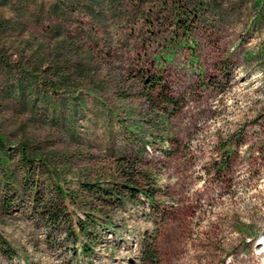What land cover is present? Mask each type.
Here are the masks:
<instances>
[{"label": "rangeland", "instance_id": "obj_1", "mask_svg": "<svg viewBox=\"0 0 264 264\" xmlns=\"http://www.w3.org/2000/svg\"><path fill=\"white\" fill-rule=\"evenodd\" d=\"M0 134L152 196L74 241L4 213L0 174V264H264V0H0Z\"/></svg>", "mask_w": 264, "mask_h": 264}, {"label": "trees", "instance_id": "obj_2", "mask_svg": "<svg viewBox=\"0 0 264 264\" xmlns=\"http://www.w3.org/2000/svg\"><path fill=\"white\" fill-rule=\"evenodd\" d=\"M128 167L127 180L122 184L111 187L100 181H80L77 190L66 189L61 182L65 181L68 169L64 166L52 167L47 157L32 144L20 141L12 145L4 135L0 134V174L4 187L2 210L7 214L14 210L22 212V208L28 202L26 213L34 216L38 222H42L51 231L64 230L70 233L69 236L72 239L75 238L74 241H77L74 229L76 226L79 235L91 238L95 243L98 238L94 229L99 225L96 213L103 212L99 205L124 206L127 199L132 200L138 194L143 193L138 187L139 178L136 177L135 166L128 165ZM47 177L51 181L55 180V183L48 184L45 179ZM143 194L147 198H152L150 194ZM148 201L152 202L150 199ZM80 206L88 209L85 212V218L73 219L74 210ZM0 240L2 241H0L1 248L8 250L9 247H6L7 243L1 236ZM87 247L89 249L82 247L83 252L91 254L93 248L90 249V245ZM145 257L153 261L156 257L155 248L148 245Z\"/></svg>", "mask_w": 264, "mask_h": 264}, {"label": "bare ground", "instance_id": "obj_3", "mask_svg": "<svg viewBox=\"0 0 264 264\" xmlns=\"http://www.w3.org/2000/svg\"><path fill=\"white\" fill-rule=\"evenodd\" d=\"M264 239V238H263Z\"/></svg>", "mask_w": 264, "mask_h": 264}]
</instances>
